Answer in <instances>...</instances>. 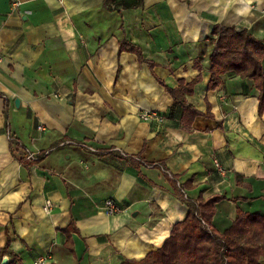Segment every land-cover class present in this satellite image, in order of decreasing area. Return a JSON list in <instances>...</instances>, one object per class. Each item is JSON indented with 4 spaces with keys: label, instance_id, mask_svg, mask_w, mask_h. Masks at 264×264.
<instances>
[{
    "label": "crops",
    "instance_id": "0c3cea01",
    "mask_svg": "<svg viewBox=\"0 0 264 264\" xmlns=\"http://www.w3.org/2000/svg\"><path fill=\"white\" fill-rule=\"evenodd\" d=\"M18 1L0 0V249L15 256L0 263L141 260L199 197H225L220 233L237 210L264 214L259 91L231 73L208 89L214 26L264 40V0ZM180 82L200 112L187 127L165 89ZM107 198L124 210L104 212Z\"/></svg>",
    "mask_w": 264,
    "mask_h": 264
},
{
    "label": "trees",
    "instance_id": "16d2710c",
    "mask_svg": "<svg viewBox=\"0 0 264 264\" xmlns=\"http://www.w3.org/2000/svg\"><path fill=\"white\" fill-rule=\"evenodd\" d=\"M141 4L142 0H103L104 8L111 11L136 8ZM212 34L215 38L209 56L211 78L208 89H214L223 74L252 80L259 91L258 113L261 114L264 108V40L254 37L246 29L220 25L214 26ZM119 51L136 53L141 59L139 49L128 42L122 41ZM165 89L182 108V122L187 127L200 115L185 99V95L192 92V84L180 82L177 88L165 86ZM224 198L213 195L187 202L185 218L174 224L160 248L141 260H124L122 264H264V214L237 210L230 226L220 233L211 226V220L214 205ZM3 251L15 257L8 250V244L0 249V253Z\"/></svg>",
    "mask_w": 264,
    "mask_h": 264
},
{
    "label": "built area",
    "instance_id": "2783aa9c",
    "mask_svg": "<svg viewBox=\"0 0 264 264\" xmlns=\"http://www.w3.org/2000/svg\"><path fill=\"white\" fill-rule=\"evenodd\" d=\"M11 5L14 9L19 7V1L18 0H11ZM142 119L144 120H156L161 122L163 120V118L157 114L156 112L153 111H147V112H143L140 116ZM40 128V127H38ZM8 139L11 142H14L16 140L13 139V137H11L10 135H8ZM66 143H70V144H75L77 146H83V144L81 143H75L72 141H67V142H63L60 145H64ZM26 151V159L30 162H37L39 160L40 157V152H29L27 149ZM45 154H48V151H45ZM220 172H222V170H220ZM51 206V203L47 200L46 201V208H49ZM101 208L104 210V212H106L107 214H119L121 213L124 209L122 208V206L118 205L114 199L112 198H107L103 201Z\"/></svg>",
    "mask_w": 264,
    "mask_h": 264
},
{
    "label": "water",
    "instance_id": "95a60500",
    "mask_svg": "<svg viewBox=\"0 0 264 264\" xmlns=\"http://www.w3.org/2000/svg\"><path fill=\"white\" fill-rule=\"evenodd\" d=\"M18 102H19V100L18 99H15L14 100V104H15V106H18ZM7 263V259L6 258H4L2 261H1V263L0 264H6Z\"/></svg>",
    "mask_w": 264,
    "mask_h": 264
}]
</instances>
